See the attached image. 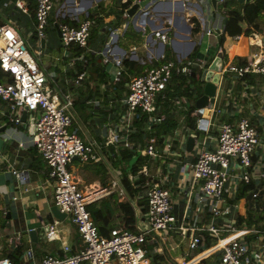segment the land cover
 Segmentation results:
<instances>
[{
    "label": "built area",
    "instance_id": "1",
    "mask_svg": "<svg viewBox=\"0 0 264 264\" xmlns=\"http://www.w3.org/2000/svg\"><path fill=\"white\" fill-rule=\"evenodd\" d=\"M142 1L133 0L131 5ZM224 1L226 0H217L216 4ZM161 2L164 0H147L132 15L128 14L131 5L123 10V19L134 15L135 24L146 37V44H156L155 49L151 48L152 59L156 63L149 64L141 73L128 79L124 95L114 105L116 111L112 114H116L117 119L111 122V135L104 142V147L120 144L132 148L129 136L136 130L134 122L141 114L146 115V129L163 121L164 116L159 113L160 102L166 98L167 84L173 72L188 75L196 67H202L200 59L186 58V54L174 48L168 35L169 29L174 27L173 19L161 27H152L155 24L152 23L151 14H168L161 7ZM181 2L184 6L190 4L188 7L193 9V16L202 30L200 37L212 40L215 37L218 41L219 35L223 33L226 10L221 7V20L214 23L209 18V10L204 15L198 1ZM14 6L24 14L29 12V7L23 0H16ZM52 8L53 0H34V36L38 41L45 38ZM78 8L75 5L74 9ZM76 22V25L55 23L61 45L67 48L74 44L92 51L89 37L91 29L97 26L95 18L86 14ZM127 25V21L122 23V28ZM194 25L195 21L192 26ZM106 32L108 41L102 50L94 53L97 62L104 67L108 63L113 64L110 79L111 84L116 85L122 82L125 73V68L121 65L124 52L114 44L117 29L109 27ZM233 37L239 38V35ZM217 44V53H221V45L219 42ZM134 51L133 46L130 52ZM78 60L84 64L90 62L81 56L71 59L69 65L72 67ZM0 69L11 79L9 82L0 81V102L4 103L7 118L10 122L25 124L30 128L29 142L41 154L48 177L54 183L53 205L70 217L79 235L76 248L62 242L59 254L47 253L38 264H150L149 257L159 261L160 255L164 256L166 264H264V229L239 225L238 202H230L240 190V185L249 184L255 177V172L264 166V134L260 135L248 118L241 116L234 123H220L211 148L200 147L204 142L195 140L193 136L194 145L198 149L195 160L189 164V184L177 185L178 192L185 193L184 215L179 224L174 213L172 188L166 184L167 175L164 178H153L156 176L153 165L157 166L159 158L170 153V139L163 138L161 145H158L156 137L148 138L144 147L137 150L145 158L144 163L137 166L135 173L129 170L128 174V180L140 182L144 192L141 196L145 204L136 215V230H127L119 225L108 227L107 234L102 235L86 208L91 198L84 193L78 178L68 165L74 161V156L80 162L100 161L104 158V151L101 150L103 146L95 140H84L71 130L72 94L63 93L47 82L46 73L25 49L24 41L13 22L0 25ZM219 72L229 73L236 78L248 73L264 77V58H253L242 64L230 62L221 67ZM87 76V71L79 72L72 78V82L79 85ZM203 77L201 76L202 79ZM175 99L185 100L183 97ZM105 102L96 97L88 100L93 109L101 107ZM107 102L109 109L114 101L109 99ZM24 112H38V116L31 121H23ZM200 120L197 119L196 126L201 125ZM109 171L112 179L108 187L99 188L102 196L115 190L121 180L117 170L111 168ZM13 174L25 179L21 170H13ZM142 177L149 180L141 181ZM259 192L260 188H252L240 201L247 203L246 207L251 211L259 210ZM46 228L44 238L47 241L60 239L57 221L48 224ZM175 234L179 236L180 243L186 242L182 243L186 247L180 256L167 257V238ZM250 236L253 238L249 239ZM25 258H33L30 249L26 251ZM0 264H13L9 257L2 254L1 244Z\"/></svg>",
    "mask_w": 264,
    "mask_h": 264
},
{
    "label": "crops",
    "instance_id": "2",
    "mask_svg": "<svg viewBox=\"0 0 264 264\" xmlns=\"http://www.w3.org/2000/svg\"><path fill=\"white\" fill-rule=\"evenodd\" d=\"M15 1L0 0V13L5 12L6 7H9V12L7 13V15H5V17L2 19L0 18V25L13 22L18 30V33L20 34L19 28L21 27L18 26L17 19H11V17L9 16V14L11 13V9H17L14 6ZM23 1L26 2L29 7V12L25 15L32 20V33H34V19L30 17L31 8L29 2L28 0ZM118 1L119 0H65V3H61L60 9L56 12H53L52 8L49 18L51 19L53 28L56 30V28L54 27V24L56 22H64L65 20H67V23L74 22L75 24H77V20H81L86 14L88 15L89 12H94L96 9H98V15L99 17L104 18V22L103 24H99L95 27L98 29L97 36L93 37L92 35V37H89V47L93 52L87 51L85 49L83 50L85 53L89 52L95 55L94 51L102 50L104 48V44L109 39L108 33L106 32L107 28H116L117 39L114 44L117 45L122 52H124V55L121 59V65L125 68L123 77L124 75H127L129 79L131 76L138 74V72L141 73L149 64L156 63V61L152 59L153 54L151 48L155 49V47L157 46L155 43H151L150 45L146 44V37L141 34L140 30L135 24L136 19L134 15L127 19H123L121 14L120 19L122 23L126 21L128 22L127 27L122 28V24L119 28L113 27L111 23L114 16L110 11V5H118ZM196 1H198V3L202 6L204 15H207V10H209V18H211L214 23L220 22L221 7L218 6V3L214 7L210 0ZM54 2L55 0H53V4ZM68 3L72 4L69 5ZM75 5L79 6L78 10L74 9ZM188 5L190 4H185L184 6L181 0H164V2H161V7L166 10L168 14L161 15L157 13L155 16L151 14L152 23L155 24L154 26H152L153 28L161 27L162 25L168 23L170 19H173L174 27L172 29H169L168 35L170 40L173 41V46L177 51L186 54V58H191L190 55L195 51L192 56L197 57V59L201 60L202 67H198L200 69L199 71L193 70L190 74L194 77L195 80L197 79L198 83L202 82L200 84L201 87H204L205 76L209 70L211 71V79L217 78L218 80V82L215 83L216 89L214 101L213 103H209L205 107L208 109V112L204 113L203 115H194V112L198 111V109L195 106L193 98L192 100L188 101L184 96H175L177 98L183 97L185 99L184 101H182L183 104H179L174 111L180 119L179 126L172 133L161 137V141L163 140V138L170 139V153L163 157H160L159 161L157 162V166L153 165V173H156V176L153 178H164L165 175H167L168 177V182L166 184L168 186H171L172 188L174 213L176 214L178 224L181 222V219L184 215L185 193L178 192L177 185L181 186L182 184H189V164H191L195 160V154L198 149L197 146L194 145L195 140L198 139L199 142H204V144H200V147L204 146L207 148H211L215 142L219 124L222 122L234 123L236 122L237 118L241 116L248 118L249 121L256 127L260 135L264 134V77L261 74L248 73L241 78L232 79L229 73L221 74L219 72V69L221 67L230 62L242 64L240 60L243 59L245 63L247 60H252L253 58H264V42L262 41V39L264 38V16L258 20L260 26L258 30L253 29L250 26L252 31L248 35L241 33L239 34V38H234L233 36L226 35L223 45L221 46V53H217V48H219L217 39L215 37H213V40L205 36L202 38L200 37L202 34V30L200 29L198 22L193 16V9L189 8ZM204 6L206 8H204ZM223 9L226 10L225 7H223ZM75 18L77 20H75ZM194 21L195 25L192 26ZM197 24L199 26V29L198 31H194ZM241 26L243 28L247 27L245 23H241ZM127 34L138 35L142 40L139 44L132 42ZM20 36L22 37L21 34ZM44 39V46H41L40 41L35 39L38 46L37 54L39 55L42 54V50L40 48H44L46 46V38ZM227 40H234V42H230L228 48L226 47L228 42ZM127 41L129 42L127 43ZM133 46L135 47V51L132 53L130 52V50ZM230 50L232 51L231 55L229 54ZM81 56L86 59L83 54ZM81 56L71 57V52L68 50L63 55L62 60L59 61L58 64H49L46 67L45 71L46 77H48L50 80H47V82H53L54 79L59 76L60 72H67L68 70L74 68V65L77 62L82 63L80 60H78L73 64L72 67L69 65L71 59L79 58ZM95 62L101 65L97 62L96 58ZM125 62L143 65L144 67L140 71L137 69L130 71L127 68ZM112 65L111 63H108L107 65H105V67L101 65L109 73V79L111 78V72L113 68ZM74 76H72V78ZM201 76H204L203 79L201 78ZM72 78L69 80V82L74 84V82H72ZM93 83L99 86V95L91 96L86 100L87 112L93 115L90 117V120H92V125L94 126L96 133L101 134L104 140H97L91 135V133H88L87 137L83 138L78 131L76 132L84 140L97 141V143H99L101 147L103 146L101 149L103 151L105 148H107V146L104 147V142L106 141L107 137L111 135V122L117 119V115L112 114L114 111H116L114 105L116 104V101H118L124 95L126 88L122 89L119 87V89H117L118 91H116V89H112V87L107 83H97L95 81ZM50 85L52 87L58 88L63 93L65 92L62 90V86L58 87L55 82ZM223 87L224 91H222ZM67 92L72 94V92L70 91ZM94 97L102 98L106 102L101 107L93 109L88 103V100ZM109 99H112L114 101V104L109 109H107V101ZM177 102L181 101L177 100ZM191 104H194L195 106L194 111L191 113V116L195 118L194 129L186 127L185 123L182 121L183 115L181 114L182 110L187 106H190ZM70 111L73 117V126V122L76 125V123L81 121V119L76 115L73 104ZM6 113L7 110L4 106V103L0 102V243L2 246V254L9 257L7 254L13 253L19 261V264H38L41 257L47 253L59 254L62 242L69 243L73 246V248H76L79 242V235L77 233V230H75L76 228L71 225L65 226L62 223L64 220H57L50 212V208L53 206L52 194L54 190V183L48 177L47 167L45 163L38 157L39 152L37 151V149L29 142L30 132L28 127H26L25 124H15L13 122H10L7 118ZM34 113L35 112H26L24 116L25 118L22 117L23 121H31L32 118L37 117L34 115ZM161 115H163L165 118L166 114L161 113ZM198 118H204L206 120L205 124L203 123L200 125L201 127L196 126V121ZM82 126H85V123ZM103 128L106 129V134H104ZM201 133L203 134L201 135ZM189 136H195L194 142L191 141V143H188ZM161 141L158 140V145H161ZM115 151L117 150L115 149ZM133 159L134 156L132 157V160ZM100 161L105 164L107 169V185L101 186L99 180L93 181L90 185L91 188H95V186L97 188H95L94 191L89 190L87 192V194H89V198H91L90 202L100 200L101 198L110 194L112 191L117 192L119 194V201H130L131 206L134 209L136 228V215L139 213V211L142 210L141 207H143L145 204V200L141 196L142 194H144V192L141 188V185H139L140 182H131L130 180H128L129 166L125 164V168H127V181L130 185H132L134 189L136 187H140L133 196L129 197V195L127 194V190L122 183L123 176L121 174V170L111 163L110 159L105 153L104 158ZM254 161H256L255 158ZM111 168L117 170L120 173L121 180H119V183L115 187V190H112L107 195L102 196V193L99 192V188L109 186V183L112 179V173L109 171V169ZM70 169L72 170V172H74V169L72 167ZM13 170H21L23 176H25V179L17 177L15 174H13ZM76 177L78 178L80 184L81 180L79 176L77 175ZM145 180L149 179H141V181ZM252 182L254 184V188H260V190H264L263 165L261 166L259 171L255 172V177H253ZM262 194L261 198L264 201V192ZM242 198L243 196L237 199L234 197V199H231L230 202H238L237 223L239 225L249 226L248 224H246V222H238L239 216H245L247 211H251L246 207L247 203L240 201ZM260 209H264V207L261 206ZM120 219L121 215L116 214L109 227L119 225L121 226ZM54 221H57V229L60 239L47 241L44 238L46 226ZM250 226L260 228L254 225ZM30 230L35 231L36 241L30 238ZM250 238H253V236H250L249 239ZM183 242L186 243L185 241ZM182 243L179 242V236L176 234L168 237L165 247V255L167 257L180 256L182 252H180L178 248L180 245H182ZM185 247L186 244H184V246L182 247V251ZM28 249H30L33 254V258L31 260H27L25 258V253ZM162 257L164 258V256ZM9 258L13 263L14 260L11 257ZM151 259L152 258H150V262ZM163 261L165 262V260Z\"/></svg>",
    "mask_w": 264,
    "mask_h": 264
},
{
    "label": "trees",
    "instance_id": "3",
    "mask_svg": "<svg viewBox=\"0 0 264 264\" xmlns=\"http://www.w3.org/2000/svg\"><path fill=\"white\" fill-rule=\"evenodd\" d=\"M15 1V0H12ZM133 0H126L125 2H122L119 0L117 2L119 6L118 10V17H121V14L123 13V10L127 8L129 5H131ZM229 0H226L223 3L225 5L228 3ZM234 1L229 6L225 5L222 7L226 8V17L224 20V29L223 33H221L218 37L219 45H223V42L225 40V36H235L239 35L241 33L248 35L252 30L250 26L253 29L258 30L260 28L258 20L264 16V0H252L248 2L239 3L237 0ZM30 8H31V14L30 17L34 19V12L32 11V8L34 7V0H28ZM98 9H96L94 12H89L88 16L95 18L97 25L103 24L104 18L99 17L98 15ZM49 22H51V19L49 18ZM64 22H68L65 20ZM241 23H245L247 25L246 28H243L241 26ZM69 24H74L69 23ZM199 26L198 24L195 26L194 31H198ZM97 28H92L90 36L95 37L97 36ZM69 51L71 52V57H78L82 54L84 57L90 61L89 64H84L77 62L74 65V68L68 70L67 72H60L59 76H57L53 82H55L56 85L62 86V90L67 92H72L73 96V105L75 108L76 115L81 119L83 123L88 125L89 129L91 130V135L95 137L99 141H103L104 138L101 134H97L95 131L94 126L92 125V120H90V117L93 116L92 114H89L87 112V106H86V100L94 95H99V86L94 84L93 82H103L107 83L109 86L112 87V89L126 88V83L128 82V76L124 75L122 82L117 83L116 85H112L111 81L108 76V72L106 69L97 64L95 62V55L93 53H85L83 48H79L78 46L74 44H70L68 46ZM195 53V51H194ZM193 53V54H194ZM193 54L190 55L192 58ZM243 59V58H241ZM241 63H244V59L240 60ZM127 65V68L131 71L134 69L142 70L143 65H138L135 63H128L125 62ZM200 70L198 67L195 68V70ZM87 71L88 78L84 80V82L81 85H74L73 83L69 82V80L72 78V76L76 75L79 72ZM138 72V71H137ZM140 72H138L139 74ZM47 80H49L48 77H46ZM11 79L7 73H4L0 69V81L2 82H9ZM50 81V80H49ZM53 82H49L50 84H53ZM203 93L200 84H198L197 79L195 80L191 74L185 75L182 73L173 72L170 82L167 84L166 89V98L160 102V109L159 113L166 114L163 121H161L159 124H154L151 126L150 129L145 128V120L146 115H140L139 119L135 120L136 124V130L131 133L130 135V143L132 144V148L125 147L124 145L120 144H109L107 148H105L103 151L110 159L111 163L118 167L121 170L122 174V183L124 187L127 190V194L130 196H133L135 192L140 188L136 187L135 189L132 187V185L129 184L126 178V172L127 168H125V164H127L129 167L128 169L131 172L137 171V166L142 165L144 163V157L141 156L137 150L144 147L146 140L150 137H156L159 141H161V137H164L168 135L169 133H172L178 126H179V118L178 115L175 114V109L180 104L182 105L183 102H177L175 100V96H184L187 98V100H192V98L195 100L201 96ZM193 103V101H192ZM195 106L194 104H191L190 106H187L185 109L182 110L181 114L183 115L182 121L185 123L186 127L189 128H195V118L191 116V113L194 111ZM72 131L76 132V127L73 122V126L71 128ZM115 145H117V148H115ZM115 149L117 151H115ZM134 156V159L132 160V157ZM132 160V161H131ZM131 161V162H130ZM130 162V163H129ZM83 167L88 170L90 173V176H87V181L93 182L95 180H99L100 184L102 186L107 185V169L103 162H92L88 161L86 162ZM143 178V177H142ZM254 188V184L251 181L249 184H241L240 190L237 192L235 198H240L242 196H245L247 191ZM119 194L115 191H112L107 196L101 198L100 200H95L92 202H89L86 205L87 210L90 213V216L94 220V222L97 225L98 231L102 235L107 234V228L112 223V220L116 214L121 215L120 224L124 229L135 231V219H134V209L131 206V203L129 200H118ZM116 213V214H115ZM238 222H246V224L254 225L256 227L264 228V209H260L258 211H247L245 216H239ZM9 257H11L14 261V264H19V261L14 256L13 253L7 254ZM149 257V255H148ZM151 258V257H149ZM164 258L162 256H159V261H155V259H151V264H166L164 261ZM162 262V263H161Z\"/></svg>",
    "mask_w": 264,
    "mask_h": 264
},
{
    "label": "rangeland",
    "instance_id": "4",
    "mask_svg": "<svg viewBox=\"0 0 264 264\" xmlns=\"http://www.w3.org/2000/svg\"><path fill=\"white\" fill-rule=\"evenodd\" d=\"M234 1L229 0L228 3H226L225 5L229 6L231 3H233ZM61 3H65V0H55L54 4H53V12H56L57 10L60 9V4ZM69 5H71L72 3H68ZM223 3H220L218 6L222 7ZM223 5V6H225ZM111 13L113 14V19H112V25L113 27H117L119 28L122 24V21L120 19V17H118V10H119V6L115 5V4H111ZM9 7H6L5 12L0 13V18H4L5 15H7ZM7 10V11H6ZM11 13L9 14V16L11 17V19L16 18L17 19V24L18 26H20L21 28H19V32L23 37V41H24V46L25 49L36 59L37 61V65L40 69H42L44 72L46 71V67L51 63H56L58 64L59 61L62 60L63 55L69 50V48L63 47L61 45L60 42V38L57 35L56 30L53 28V25L51 22L48 23V26L46 28V32H45V38H46V46L44 48H40L42 50V54L39 55L37 54V50H38V46H37V41L35 40V36L34 33H32V27H33V22L32 20L27 17L25 14H22L21 11L17 10V9H11L10 10ZM80 17V16H79ZM130 38V40L132 42L135 43H140L141 42V38L138 35L135 34H127ZM227 45L226 47L228 48L230 42H234V40L229 41L227 40ZM129 41H127L128 43ZM126 47V45H125ZM231 50L229 51V54L231 55ZM167 54L172 56V53L170 51H167ZM197 71H199L197 69ZM231 76L232 79L236 78L233 75L229 74ZM202 82L198 83L201 84ZM204 84V83H203ZM203 88V86L201 87V89ZM222 91H224V87L222 88ZM35 116H38V113L35 112L34 113ZM82 121H79L76 123L75 127H76V131H78L80 133V135L85 138L87 137L88 133L91 132V130L89 129L88 125L85 124ZM203 133H201L202 135ZM38 157L40 158V160L43 161L41 154L39 153ZM44 162V161H43ZM86 162H80L78 160L72 161L71 163H69L68 167L69 168H73L74 169V174L78 175L80 178V187L83 189L84 193L87 194V192L90 191H94L95 188H97L95 186V188H91V183H88L87 181V176H90V173L88 172L87 169H85L83 167V165ZM76 175V176H77ZM102 186V185H101ZM65 226H74V224H72L70 217L67 216L64 221L62 222ZM76 230V229H75ZM1 241V240H0ZM1 244V243H0ZM184 246V244L180 245L178 250L180 252H182V247ZM174 251V250H173ZM176 251V249H175ZM179 252V253H180Z\"/></svg>",
    "mask_w": 264,
    "mask_h": 264
},
{
    "label": "water",
    "instance_id": "5",
    "mask_svg": "<svg viewBox=\"0 0 264 264\" xmlns=\"http://www.w3.org/2000/svg\"><path fill=\"white\" fill-rule=\"evenodd\" d=\"M145 1L147 0H143L142 2H140V4H133L131 5V7L128 9V14L129 15H132L136 9L138 8V6H142L145 4ZM212 5L215 7L216 6V2L217 0H210ZM239 3H243V2H246V1H250V0H237ZM57 25L54 24V27L56 28L57 30V35L59 36V30L57 29L56 27ZM262 41L264 42V38L262 39ZM40 43H41V46H44L45 44V39L42 38L40 40ZM211 71L209 70L208 73L206 74L205 76V84H204V87H203V93L201 96H199L197 98V100L195 101V106L196 108L198 109V113L197 115H203L204 113L208 112V109L205 108L209 103H213L214 101V95H215V89H216V84L218 82L217 78H213L211 79ZM25 116V112L23 113L22 117ZM205 117V116H204ZM206 120L204 118L201 119V124H205ZM201 127V126H199ZM3 129V128H2ZM1 129V130H2ZM30 128H29V132H30ZM103 132L104 134H106V129L103 128ZM191 141H193V137L192 136H189L188 137V143H191ZM73 160H77V157L74 156L73 157ZM264 192V190H260L259 192V195L261 196V194ZM260 202H261V206L264 207V201L262 198H260ZM50 212L52 213L53 217L56 218L57 220H64L66 217H67V214L64 213V212H60L59 209L53 205L51 208H50ZM47 229V228H46ZM29 236L32 240L36 241L35 239V231L34 230H30L29 231Z\"/></svg>",
    "mask_w": 264,
    "mask_h": 264
},
{
    "label": "bare ground",
    "instance_id": "6",
    "mask_svg": "<svg viewBox=\"0 0 264 264\" xmlns=\"http://www.w3.org/2000/svg\"><path fill=\"white\" fill-rule=\"evenodd\" d=\"M212 69H213V67H212Z\"/></svg>",
    "mask_w": 264,
    "mask_h": 264
}]
</instances>
